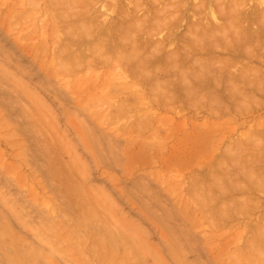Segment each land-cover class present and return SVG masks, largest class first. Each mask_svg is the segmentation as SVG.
Listing matches in <instances>:
<instances>
[{
    "label": "rangeland",
    "instance_id": "rangeland-1",
    "mask_svg": "<svg viewBox=\"0 0 264 264\" xmlns=\"http://www.w3.org/2000/svg\"><path fill=\"white\" fill-rule=\"evenodd\" d=\"M155 1L0 0V264H264V0Z\"/></svg>",
    "mask_w": 264,
    "mask_h": 264
},
{
    "label": "bare ground",
    "instance_id": "bare-ground-1",
    "mask_svg": "<svg viewBox=\"0 0 264 264\" xmlns=\"http://www.w3.org/2000/svg\"><path fill=\"white\" fill-rule=\"evenodd\" d=\"M154 1H155V0H154ZM156 2H158V1H155V3H156ZM160 2H161V1H160ZM161 3H162V2H161ZM166 3H169V2H166ZM166 3H165V5H166ZM171 3H172V2H171ZM172 4H173V3H172ZM157 5H158V4H157ZM162 5H163V4H162ZM163 6H164V5H163ZM195 6H197V5H195ZM152 7H153V6H152ZM171 7H172V6H171ZM167 8H168L167 10H169V9L173 10V7L170 8V3H169V7H167ZM161 10H162V9H161ZM212 11H213V10H212ZM159 12H161V11H159ZM162 12H164V11L162 10ZM165 12H167V11H165ZM165 12H164V13H165ZM81 13H82V12H81ZM164 13H163V14H164ZM168 13H169V12H168ZM172 13H173V11H172ZM172 13H171V14H172ZM155 14H156V13H155ZM155 14H154V15H155ZM159 14H160V13H159ZM159 14H157V16H156V15H155V16H156V17L159 16L160 18L163 17V16H161L162 14H160V15H159ZM165 14H166V13H165ZM167 15H168V14H167ZM167 15H166V16H167ZM152 16H153V15H152ZM155 16H154V18H155ZM168 17H169V15H168ZM168 17H167V18H168ZM78 18H79V17H78ZM167 18L165 17V20H167ZM161 19H162V18H161ZM153 20H155V19H153ZM162 20H163V19H162ZM162 20H160V21H162ZM152 23H153V21H152ZM155 23H156V21H155ZM168 23H169V22H168ZM158 24H159V26H160V22H159V21H158ZM165 24H167V21L165 22ZM172 24H174V23H172ZM155 25H156V24H155ZM167 25H168V24H167ZM169 26H171V24H170ZM152 27H153V26H152ZM156 27H158V26H156ZM156 27H155V28H156ZM83 28H84V27H83ZM88 29H89V28H88ZM100 29H101V28H100ZM89 30H90V29H89ZM89 30H88V31H89ZM95 30H96V28H95ZM152 30H153V29H152ZM97 31H98V30H97ZM89 33H91V31H89ZM85 35H86V34H85ZM87 39H88V38H87ZM158 43H159V42H158ZM154 49H155V48L152 47V50H154ZM155 50H156V49H155ZM153 52H154V51H152V54H153ZM155 53H156V52H155ZM129 54H130V53H129ZM122 55H123V54H122ZM101 56H102V55H101ZM104 57H105V55H104ZM105 59H106V57H105ZM107 59L110 60V59H112V58H110V59L107 58ZM117 59H118V58H117ZM79 60H80V58H79ZM105 61H106V60H104V58H103V62H105ZM110 62H111V60H110ZM110 62L107 61L108 64H110ZM115 62H116V61H115ZM176 63H177V62H176ZM184 75H185V74H184ZM181 76H182V75H181ZM149 80H150V78H149ZM186 80H187V79H186ZM157 81H158V80H157ZM157 81H156V83H157ZM158 84H159V83H158ZM91 112H92V111H91ZM96 113H97V112H96ZM93 114H94V115H93ZM87 115H91V116L93 115V116H96V115H95V112H94V113H93V112L90 113V111L87 113ZM250 170H251V169H250ZM248 172H249V170H248ZM250 172H251V171H250ZM250 172H249V173H250Z\"/></svg>",
    "mask_w": 264,
    "mask_h": 264
}]
</instances>
